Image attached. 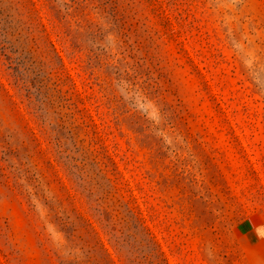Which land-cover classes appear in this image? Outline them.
<instances>
[{
	"label": "rangeland",
	"instance_id": "rangeland-1",
	"mask_svg": "<svg viewBox=\"0 0 264 264\" xmlns=\"http://www.w3.org/2000/svg\"><path fill=\"white\" fill-rule=\"evenodd\" d=\"M254 217L264 0H0V264H250Z\"/></svg>",
	"mask_w": 264,
	"mask_h": 264
},
{
	"label": "crops",
	"instance_id": "crops-1",
	"mask_svg": "<svg viewBox=\"0 0 264 264\" xmlns=\"http://www.w3.org/2000/svg\"><path fill=\"white\" fill-rule=\"evenodd\" d=\"M260 225H264V222L255 217L248 219L245 223L244 236L246 245L256 252V256H251L249 258L250 264H252V262L264 264V239H259L254 230Z\"/></svg>",
	"mask_w": 264,
	"mask_h": 264
},
{
	"label": "clouds",
	"instance_id": "clouds-1",
	"mask_svg": "<svg viewBox=\"0 0 264 264\" xmlns=\"http://www.w3.org/2000/svg\"><path fill=\"white\" fill-rule=\"evenodd\" d=\"M254 230L259 239H264V225L257 226Z\"/></svg>",
	"mask_w": 264,
	"mask_h": 264
},
{
	"label": "trees",
	"instance_id": "trees-1",
	"mask_svg": "<svg viewBox=\"0 0 264 264\" xmlns=\"http://www.w3.org/2000/svg\"><path fill=\"white\" fill-rule=\"evenodd\" d=\"M60 60H61V58H60ZM107 251V250H106Z\"/></svg>",
	"mask_w": 264,
	"mask_h": 264
}]
</instances>
